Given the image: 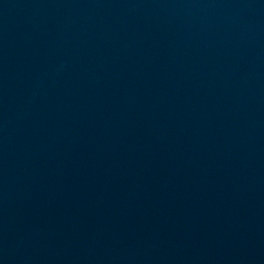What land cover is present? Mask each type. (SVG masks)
Here are the masks:
<instances>
[{
	"label": "water",
	"instance_id": "1",
	"mask_svg": "<svg viewBox=\"0 0 264 264\" xmlns=\"http://www.w3.org/2000/svg\"><path fill=\"white\" fill-rule=\"evenodd\" d=\"M0 264H264V0H0Z\"/></svg>",
	"mask_w": 264,
	"mask_h": 264
}]
</instances>
